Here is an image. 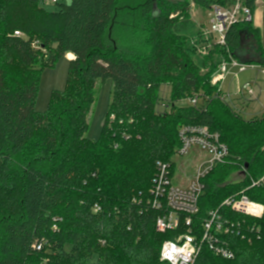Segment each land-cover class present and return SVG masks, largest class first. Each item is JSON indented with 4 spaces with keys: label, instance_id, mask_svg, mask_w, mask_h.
<instances>
[{
    "label": "trees",
    "instance_id": "1",
    "mask_svg": "<svg viewBox=\"0 0 264 264\" xmlns=\"http://www.w3.org/2000/svg\"><path fill=\"white\" fill-rule=\"evenodd\" d=\"M124 1L58 0L49 9L43 0H0V264H168L160 261L161 246L185 224L157 230L150 188L157 162H172L182 125L219 132L230 153L229 163L202 180L193 216L198 236L228 197L244 192L264 204V185L251 186L264 175V114L243 119L211 83L223 58L238 59L245 31L257 48L250 63L264 67L260 29L252 21L233 24L226 45L198 59L186 36L191 3L210 10L214 0ZM256 2L244 0L252 13ZM203 32L197 44L207 41ZM70 53L65 88L38 112L43 69ZM108 80L112 100L94 140L86 136L89 119L96 90ZM163 85L170 111L157 108ZM195 94L200 105L178 104ZM233 170L243 181L223 185ZM223 211L260 231L229 237L234 259L204 246L194 264H264V217Z\"/></svg>",
    "mask_w": 264,
    "mask_h": 264
},
{
    "label": "built area",
    "instance_id": "2",
    "mask_svg": "<svg viewBox=\"0 0 264 264\" xmlns=\"http://www.w3.org/2000/svg\"><path fill=\"white\" fill-rule=\"evenodd\" d=\"M58 0H51V4ZM211 9V25L204 31V38L207 40L198 47V54L207 55L214 44L225 46V37L229 27L241 21H252L253 13L244 3V0H225L220 2L214 0ZM20 35L19 32H15ZM209 35V38L205 36ZM35 48H40L38 41L34 42ZM74 58V57H73ZM229 67H237L239 72L243 70L258 69L264 74V67L253 63H241L235 58L222 59L212 77V85L217 84L222 91V82L229 74ZM252 94L253 86L247 82L243 85V90ZM199 95L189 98V102L197 106ZM207 99V98H205ZM223 99V96H222ZM158 109L168 111L171 108L169 98L161 97L157 103ZM114 119V116H112ZM180 145L177 150L178 155H189L193 148H199L205 152L206 156L200 160V164L195 176L190 182L183 185L173 183V163L158 161L156 171L152 181L151 206L158 212L156 228L163 232L166 230H178L181 222L185 224V232L178 234L175 240H165L161 246L160 261L168 264H194L195 259L202 251L203 247L209 249L218 257L234 259L236 256L229 237L241 235L247 237V231L260 230L255 225L247 226L246 220L231 219L224 209H229L232 213H239L246 217L263 218L264 204L255 202L248 198L244 192L234 195L222 201L219 208L211 210L202 223V234L198 236L194 229V218L200 210L199 199L204 191L202 180L218 165L227 164L229 159V148L222 139L219 132L210 131L205 125L188 124L182 125L178 129ZM264 185V175L258 180H253L251 186ZM97 208V207H96Z\"/></svg>",
    "mask_w": 264,
    "mask_h": 264
},
{
    "label": "rangeland",
    "instance_id": "3",
    "mask_svg": "<svg viewBox=\"0 0 264 264\" xmlns=\"http://www.w3.org/2000/svg\"><path fill=\"white\" fill-rule=\"evenodd\" d=\"M172 3L174 1L179 0H170ZM190 1V0H187ZM61 3L67 4L70 2V0H60ZM124 2L134 4V1L125 0ZM44 5L46 8L53 9V5L51 4V0H43ZM125 3V4H126ZM211 13L209 10H206L201 7H196L193 3H191V10L189 13V17L192 20L193 27L188 31L186 36L188 37L189 44L197 49V53L195 55V58L200 59L201 55L198 54V47L199 45H202L203 42H198V35L200 28L207 30L211 25L212 17L210 16ZM206 32V31H205ZM204 37V36H202ZM206 38H209V35L205 36ZM253 37L249 35L248 31H245L242 36V44L245 46L246 50L250 49H257L254 43H251L253 41ZM261 43L264 47V42L261 37ZM254 44L253 48L251 47ZM258 69H255L254 71L248 70L243 73H240L237 77L236 69L234 67H229V74L227 75L226 79L222 82V88H223V95L228 93L229 91H235L237 89V78H239V81L241 84H244L245 81L254 82L258 79V84L263 89V94L259 98V100H253L249 103H244V101H241L237 105V110H239V115L242 116L243 119H253V118H260L262 115H260V111L263 110V104L264 103V74L260 72ZM207 69L203 70L204 72ZM69 71V60L66 57L60 58L54 67H45L42 71L41 78H40V86L38 89V97L35 104V109L43 113L44 111L48 110V106L51 100V94L54 91L57 90H63L66 86L67 82V75ZM13 75L15 77L16 81L20 80V73L18 70H13ZM259 74V75H257ZM261 74V75H260ZM212 80V79H211ZM212 83V82H211ZM112 80H108L105 83H101L96 92L97 100L95 104L93 105V111L90 115V126L86 133V136H88L91 139L97 140L100 138V134L102 131V126L104 123V118L108 112L109 104L112 100ZM256 88V87H255ZM161 90V97H165L168 99L170 97V88L167 85H163L160 88ZM202 94L199 93V95ZM197 95V94H195ZM226 97V96H225ZM189 98L181 100L178 104L181 106L185 105H192L189 102ZM227 101L228 98H225ZM203 102L202 96H200V99L198 100L199 105ZM171 108L168 109L170 111ZM237 112V111H236ZM258 114V115H257ZM256 115V116H255ZM206 156V153L203 151L201 152L199 148H193L189 155L181 156L178 155V152H175V155L172 158V162H174L175 171L173 173V183L176 185H187L190 182V179H192L195 176V173L198 169V166L200 164V160H203ZM243 174L239 171L233 170V172L229 173L228 176H226L225 180L223 181V185L225 184H232L236 182L243 181Z\"/></svg>",
    "mask_w": 264,
    "mask_h": 264
},
{
    "label": "crops",
    "instance_id": "4",
    "mask_svg": "<svg viewBox=\"0 0 264 264\" xmlns=\"http://www.w3.org/2000/svg\"><path fill=\"white\" fill-rule=\"evenodd\" d=\"M253 20H252V25L254 28H259L261 31V37L264 42V0H257L255 8L253 10ZM253 48V45L251 46ZM74 57L73 53H70L66 56L68 60ZM236 57L238 58L241 63H250L251 61H256L258 59V55L255 53L253 49L246 50L245 46L242 45V47L236 52ZM255 64V63H254ZM255 65H260V64H255ZM261 66V65H260ZM236 71L237 77L240 73H243L245 71L251 70L254 71L255 69H247L243 70V72H239L237 67H234ZM259 75V74H257ZM261 75V74H260ZM264 77V76H263ZM226 79V78H225ZM249 82L253 88L254 91L252 94L248 93L245 89L243 90V85L245 83ZM244 84H241L239 81V78H237V84L236 87L237 89L235 91H229L225 95H223V100L227 102L229 105H231L237 113H239V110H237V105L239 102L244 101V103H249L252 102L253 100H259V98L263 94V89L262 87L258 84V79L257 81L255 80L253 83L250 81H245ZM256 87V88H255ZM222 88V86H221ZM223 92V88H222ZM228 98L229 101H227L225 98ZM263 104V110L260 111V115L264 114V103ZM240 114V113H239ZM258 115V114H257ZM256 116V115H255Z\"/></svg>",
    "mask_w": 264,
    "mask_h": 264
}]
</instances>
